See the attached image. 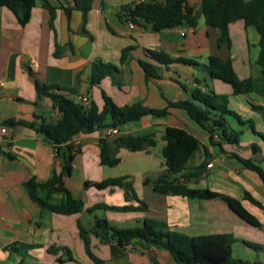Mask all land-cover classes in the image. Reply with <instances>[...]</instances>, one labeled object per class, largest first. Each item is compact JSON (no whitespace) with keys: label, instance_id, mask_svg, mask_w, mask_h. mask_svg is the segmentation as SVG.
Returning a JSON list of instances; mask_svg holds the SVG:
<instances>
[{"label":"crops","instance_id":"crops-1","mask_svg":"<svg viewBox=\"0 0 264 264\" xmlns=\"http://www.w3.org/2000/svg\"><path fill=\"white\" fill-rule=\"evenodd\" d=\"M138 1L141 0H93L85 24L88 33L82 32L81 11L74 10L71 19H67L64 7L73 6L72 0H36L26 25L19 22L9 6H0V264H58V257H66L65 248L70 250L78 264H178L166 249L155 244L147 246L134 241L121 247L115 240L102 241L99 233L93 230L98 216H86L90 212L87 208L99 202L90 198L94 195H101L109 206L145 203V209H150L157 203L178 221L185 222L184 229L197 232L191 235L215 232L234 235L235 231L244 228L242 222L245 221L221 198H188L161 193L147 182L158 179L166 171L163 149L167 126L185 128L199 139L198 148L188 161L201 149L195 166L188 167L187 161L185 169L169 175L170 178L191 188H209L239 199L261 221L258 228L264 226V182L257 171L244 167L238 158L253 159V154L257 156L260 147L257 152L252 149L255 139L251 140L250 147H244V151L251 149V154L247 151L242 156L240 142H212L209 133L185 110L174 107L169 108L170 113L164 116L150 114L131 121L138 125L131 126L128 122L124 128V125L118 128L119 134L109 136V141L127 135H150L155 140L154 145L144 150L120 147L116 153L120 162L115 166L101 162L99 143L107 136L104 129L76 136L73 144L81 150L73 160L72 173L65 178V184L73 196L84 202L81 212L58 214L42 208L28 195L24 186L27 180L35 177L37 181L45 182L55 171H61L56 151L43 134L24 124L6 122L10 118L41 121L44 117L55 121L60 117L50 97L37 98V80L61 88L74 87L75 92H60L80 100L85 95L99 109L104 105L103 92L118 106L141 101L145 107L162 109L168 106L169 101L189 99L195 88L212 89L219 95H227L229 108L243 119L252 120L255 130L264 133V116L252 106H264V72L257 63L259 34L256 29L246 28L243 20L232 22L229 40H222L217 28L206 27L203 30L198 25L194 27V33L185 36L176 27L157 32L143 21L132 24L119 16L123 5ZM189 3L195 6L198 16L201 0H189ZM47 4L56 8L53 26L50 25ZM251 28L257 33L253 40L249 38ZM128 46L134 48L127 61L121 63L122 50ZM58 49L59 54L55 55ZM146 49L163 51L172 57L194 59L198 65L182 62L162 64L150 57ZM210 55L231 57L240 78H253L252 92L234 94L228 83L210 78L204 68ZM97 58L117 65L119 71L105 77L99 85L91 86V63ZM140 60L156 66L157 73L147 76ZM229 117L234 129L257 135L249 124H240L235 118V122L230 121ZM157 131L163 133L161 142L157 140ZM123 155L131 159V168L113 169L123 163ZM213 159V167L205 166L198 176L185 178L196 166ZM258 162L263 167L264 157ZM133 173L139 176L133 179ZM117 177H123L121 185L111 184L102 189L85 186L86 181L99 182ZM83 192L89 197L87 201L82 196ZM246 192L258 199L262 206L246 199ZM161 195L169 196V200H164ZM62 198V193L53 195L56 202ZM136 221L141 222L138 218ZM79 223L91 230L92 250L102 262L94 261L86 252ZM235 239L233 248L243 249L245 242Z\"/></svg>","mask_w":264,"mask_h":264},{"label":"trees","instance_id":"trees-1","mask_svg":"<svg viewBox=\"0 0 264 264\" xmlns=\"http://www.w3.org/2000/svg\"><path fill=\"white\" fill-rule=\"evenodd\" d=\"M72 1L73 6L64 7L67 19H71L74 10L81 11L83 13L82 32L88 33L85 24L87 14L92 9L93 0ZM4 5L13 10L22 25H26L30 21L36 0H0V6ZM200 7L207 27L219 29L222 40H229L230 24L237 20H243L246 28L254 27L256 29L259 34L257 63L264 72V0H201ZM46 8L51 15L50 25L53 26L56 8L48 4ZM119 16L132 24H139L143 21L149 24L153 31L157 32L178 26L196 27L198 25L195 6L190 4L189 0H141L132 2L120 8ZM108 28L111 30L109 25ZM133 48V46H128L122 50L121 63L127 61ZM146 53L162 64L182 62L198 65L194 59L172 57L163 51L146 49ZM58 54L59 49L55 52V55ZM140 64L145 69L147 76L158 71L152 63L140 60ZM204 68L210 78L228 83L234 94H247L253 90V78H240L231 57L223 58L210 55ZM118 71L117 65L103 62L99 58L95 59L91 63V86L99 85L105 77L113 76ZM35 84L37 98L50 97L57 106L60 117L55 121H48L44 117H41V121H23L10 118L6 122L24 124L43 134L46 140L53 145L60 160L61 171H55L51 178L45 182H39L35 177H32L25 182L24 186L33 201L42 208H49L58 214L74 215L84 209V202L73 196L65 184V178L72 173L73 160L81 150L79 146L73 144V140L79 134H90L108 127L119 128L128 122L138 121L150 114L164 116L170 113L169 108L174 107L185 110L194 122L209 133L212 142L216 141L215 134L219 136L220 144L222 142L231 144L239 142L242 131L231 126L228 120L229 116L235 118L240 124H249L252 131L260 134L264 139V134L255 130L252 120L243 119L237 112L229 108L227 95H219L212 89L195 88L189 99L169 101L168 106L162 109L145 107L141 101L118 106L109 95L103 92L104 105L102 109H99L93 101L84 104L82 101H76L75 98L60 92L61 90L75 92L74 87L61 88L58 85H49L39 80ZM252 106L264 116V106L257 104H252ZM108 137L101 138L99 143L101 162L108 166H115L120 162L119 157L116 156L120 147L138 151L155 144L154 138L150 135L117 136L113 141H109ZM164 140L166 145L163 149V157L166 171L158 179L147 181L152 183L155 191L178 194L188 198H221L234 213L248 224L255 227L262 225L261 221L239 199L209 188H191L176 179L170 178L169 175L177 174L185 169L191 154L198 148L199 139L185 128L167 126ZM258 148L256 144L252 145L255 152L258 151ZM238 158L244 167L257 171L264 182L263 167L252 158ZM208 163L207 160L202 162L191 173L186 174L185 178L198 176L201 169ZM122 180L123 177L107 178L99 182L86 181L85 186L93 185L102 189L111 184L121 185ZM55 193L63 194V198L59 202L53 200ZM245 197L255 205L262 206V203L251 193L246 192ZM142 205L147 208L145 203ZM98 208L128 210L131 205L109 206L97 203L88 207L87 210L92 212ZM79 230L88 255L94 261L102 262L92 250L91 230L80 223ZM93 230L101 234L102 241L115 240L121 247L134 241H140L145 245H158L166 249L178 264H253L249 260L234 256L233 245L236 239L230 232L188 235L173 229L165 221L151 218H145L140 224L133 227H117L106 217H96ZM253 246L258 247V245ZM65 250L66 257H58V264H78L70 250L68 248Z\"/></svg>","mask_w":264,"mask_h":264},{"label":"rangeland","instance_id":"rangeland-1","mask_svg":"<svg viewBox=\"0 0 264 264\" xmlns=\"http://www.w3.org/2000/svg\"><path fill=\"white\" fill-rule=\"evenodd\" d=\"M198 16H199L198 17L199 18L198 27L203 28L204 30V28H206L207 26L205 24V19L200 9H198ZM202 33H204V31ZM255 35H257L255 29L251 28V32L249 35L250 40H253ZM254 51H255L254 48H252L251 52L254 53ZM75 100L81 101L79 98H75ZM229 118H230V121L235 122L234 118L232 117H229ZM128 125L133 126V125H138V123L129 122ZM124 127L125 125L122 126V128ZM258 133H261V132H258ZM161 134L163 133H159V131H157V140L159 142H161ZM252 134L253 133L251 131H245L239 136V142L242 145L240 155L245 156L244 152H247V151H250V154H251V149L244 151L245 149L244 147L245 146L250 147L251 146L250 144H252L251 140L255 139L253 141V144H256L257 146L260 147V152L257 154V156L252 153L253 154L252 156H253V159L257 163H259L258 160L264 157V140L260 136V134H257L256 136H252ZM200 151L201 149L199 148V150L196 153H194V155L191 157V159L187 163L188 167H192L197 164ZM122 158H123V163L117 167H113V169L122 170V169H127V166L128 167L130 166L129 164H130L131 159L128 158L126 155H123ZM108 169H111V168L108 167ZM138 176L139 174L133 173V179H135ZM83 193L84 194L82 196L87 201L89 197L87 196V193L85 192ZM161 196L165 197L163 198L164 200L166 201L169 200V196L167 195H161ZM90 198L93 200L97 199V201H99L98 203L106 204L104 202L105 200L103 199V197H101V195H94ZM92 212L93 213L91 212L87 213L86 216L92 217L96 215L98 217H106L108 220H110L111 223H114L118 227H133L137 224H140L145 218H151L154 220L165 221L166 223L171 225L173 229L179 232L188 234V235L197 233L196 231L192 232L189 229H184L182 226L183 224H185V222L178 221L175 218V216L174 217L171 216L168 210L166 211L163 207H161V205L157 203L152 204V207L150 209H145L142 205H135V206H131V208L128 210H114V209L98 208V209L93 210ZM136 218H138L141 222L137 223ZM242 224H243L242 227L244 228H240L238 231H235L234 236L236 238H239L241 241L245 242L246 245L241 250H239L238 247L233 248L234 256L241 257L245 260H249L253 264H264V226L262 228H258V227L251 226L245 222H242ZM99 236L101 238V234H99ZM149 245H153V244H147V246ZM253 245H258V247H254Z\"/></svg>","mask_w":264,"mask_h":264},{"label":"built area","instance_id":"built-area-1","mask_svg":"<svg viewBox=\"0 0 264 264\" xmlns=\"http://www.w3.org/2000/svg\"><path fill=\"white\" fill-rule=\"evenodd\" d=\"M130 23H131V22H130ZM176 28L178 29V31L180 32V34H181L182 36H185L186 34H192V33L195 32L194 27L189 26V25L178 26V27H176ZM80 98H81V101H82L84 104H88V103H89V99H88L85 95H82ZM3 131H6V129H3ZM104 133H105V135H107V136L117 135V134H119V129H118L117 127H108V128H105V129H104ZM215 139H216V140H219V136H218L217 134H215ZM214 162H215V161H214V159H213L211 162H209V163L207 164V167H208V168L213 167Z\"/></svg>","mask_w":264,"mask_h":264}]
</instances>
